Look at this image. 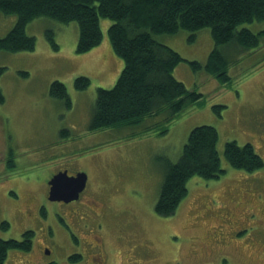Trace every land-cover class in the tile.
<instances>
[{
	"label": "rangeland",
	"instance_id": "rangeland-1",
	"mask_svg": "<svg viewBox=\"0 0 264 264\" xmlns=\"http://www.w3.org/2000/svg\"><path fill=\"white\" fill-rule=\"evenodd\" d=\"M15 20L16 15L0 11V38ZM110 23L100 19L104 40L99 49L83 54L75 53L76 22L43 17L25 29L35 38L34 51L0 50V225L9 224L7 230L0 228V239L17 240L24 231L34 232L31 250L9 251L4 264H65L71 255L89 253L83 237L88 243L99 239L95 244L101 242L107 264H264V164L245 172L223 157L227 141L249 143L264 163V36L257 48L241 55L220 47L231 60L229 80L221 84L204 70L194 72L188 63H206L213 48L208 28L198 30L191 42L187 31L158 35L183 59L175 78L202 97L152 130L143 129L154 120H143L92 132L88 124L96 89L112 88L122 70L113 77L120 64L105 43ZM241 27L257 33L264 25L253 21ZM48 29L56 51L45 40ZM79 76L89 78L87 89L74 88ZM52 81L65 85L72 112L49 95ZM215 105L222 106L219 115L212 110ZM201 125L216 129L225 172L218 179L190 178L175 212L157 216L153 207L164 169L177 162L190 130ZM63 129L68 132L60 136ZM63 170L85 173L87 186L77 201L50 202L48 181ZM88 190L96 193L98 205L86 207V215L81 209L71 220L69 212L79 208ZM97 208H103L101 216L94 213ZM92 232L97 236L85 235Z\"/></svg>",
	"mask_w": 264,
	"mask_h": 264
},
{
	"label": "trees",
	"instance_id": "trees-1",
	"mask_svg": "<svg viewBox=\"0 0 264 264\" xmlns=\"http://www.w3.org/2000/svg\"><path fill=\"white\" fill-rule=\"evenodd\" d=\"M0 11L16 15L12 28L0 38V50L14 53L34 51L35 38L28 36L25 29L36 18L76 22V54L100 45L103 38L100 19L111 21L107 35L113 52L122 60V70L112 88L96 89L88 124L92 132L124 123L137 125L143 120H154L143 129L152 130L170 122L202 97L175 78L174 70L183 59L161 43L158 35L187 31V40L191 42L198 30L208 28L213 48L206 63H188L194 72L204 70L221 84L229 80L227 66L231 60L220 47L231 48L241 55L257 48L264 36V28L257 33L240 28L253 21L264 25V0H0ZM44 37L53 51L58 50L51 29L44 32ZM3 72L4 68L0 67V76ZM89 85L90 80L85 76L74 79L77 90L87 89ZM48 93L62 100L67 111L72 108L63 83L52 81ZM3 102L0 88V104ZM221 108V105L212 106L218 115ZM67 132L63 129L59 134L63 136ZM217 140L218 133L212 126L201 125L190 130L179 159L169 162L164 169L153 207L157 216L166 217L175 212L187 195L186 183L190 178L218 179L225 172L220 164ZM223 157L232 168L245 172L259 170L264 164L249 143L238 145L227 141ZM8 227L7 222L0 225L2 230ZM33 236L32 231H25L17 240L0 239V264H4L9 251H29Z\"/></svg>",
	"mask_w": 264,
	"mask_h": 264
},
{
	"label": "flooded vegetation",
	"instance_id": "flooded-vegetation-1",
	"mask_svg": "<svg viewBox=\"0 0 264 264\" xmlns=\"http://www.w3.org/2000/svg\"><path fill=\"white\" fill-rule=\"evenodd\" d=\"M75 174H69L68 173L69 176L75 175ZM87 183H88V178L86 180L85 188L87 186ZM49 188H50V186L48 185L47 186V190H46V198L47 199H48ZM81 193L79 194V198H80ZM94 196H96V193L95 192H92L91 193L90 190H88L84 194L83 198L80 199L79 205H78L79 208H74L72 210V212H69L70 219L73 220L75 218L74 216H76L75 214H77V212H79L81 209H83L82 211L86 215V210H85L86 207L92 208L91 207L92 205L93 206H97L98 203L95 202L94 200H98V199L94 198ZM79 198L77 200H79ZM77 200H75V201H77ZM50 202H52V201H50ZM71 202H74V201H71ZM71 202H69V203H71ZM99 203H100L101 206L104 205V203H103L102 200ZM65 204H68V203H65ZM104 207H105V205L103 206V208ZM103 208H101V209L100 208H97V210L94 213H96L97 215H100L101 216ZM38 210H39V207L36 208V211H35V214H34L35 219L37 217V212H39ZM41 212H42V214H44L43 213V210ZM90 234H93L94 236H97V234L96 233H93V232L92 233L85 234V235H90ZM83 240H84L85 245L90 249L89 250V253H83V255H76V254L71 255L70 257H67L65 259V264H107V260H108L107 253H104V250L101 249V247H102L101 242H100V245L101 246L98 245L97 243L95 244V242L99 241V239H96L97 241L94 240L92 243H88L87 240L84 237H83ZM31 248H32V242H31ZM31 248L29 249V251L31 250ZM14 251H19V250H14ZM29 251H27V252H29ZM21 252H23V251H21ZM46 253H47V251H46ZM46 264H56V262L53 261V262H49V263H46Z\"/></svg>",
	"mask_w": 264,
	"mask_h": 264
},
{
	"label": "water",
	"instance_id": "water-1",
	"mask_svg": "<svg viewBox=\"0 0 264 264\" xmlns=\"http://www.w3.org/2000/svg\"><path fill=\"white\" fill-rule=\"evenodd\" d=\"M86 180L87 176L83 172L71 176L65 170L58 172L48 182V200L64 203L77 200L85 188Z\"/></svg>",
	"mask_w": 264,
	"mask_h": 264
},
{
	"label": "crops",
	"instance_id": "crops-1",
	"mask_svg": "<svg viewBox=\"0 0 264 264\" xmlns=\"http://www.w3.org/2000/svg\"><path fill=\"white\" fill-rule=\"evenodd\" d=\"M106 38H107V37H106ZM103 40H104V38H103ZM106 42L109 44V46H110V48H111V45H110L109 41H108V40H105V43H106ZM99 46H100V45L96 46V48H95L94 50L99 49ZM111 50H112V48H111ZM112 52H113V50H112ZM113 54L115 55L114 52H113ZM115 57L117 58V60H118V62H119L120 65L117 67V70H116V72H115V74H114L113 77L118 76L119 71H120V69H121V67H122V61H121V59H120L117 55H115ZM2 92H3V91H2ZM71 97H72V96H71ZM19 104H20V101H18L17 105H19ZM52 104H53V103H52ZM72 110H73V109H72ZM72 110H71L70 112H72ZM88 118H89V116H87L86 121H88ZM53 126H55V127H57L58 129H60V124H56V123H54Z\"/></svg>",
	"mask_w": 264,
	"mask_h": 264
},
{
	"label": "bare ground",
	"instance_id": "bare-ground-1",
	"mask_svg": "<svg viewBox=\"0 0 264 264\" xmlns=\"http://www.w3.org/2000/svg\"><path fill=\"white\" fill-rule=\"evenodd\" d=\"M102 37H103V35H102Z\"/></svg>",
	"mask_w": 264,
	"mask_h": 264
}]
</instances>
